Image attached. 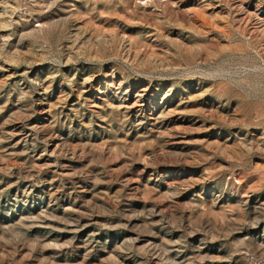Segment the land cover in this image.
<instances>
[{
  "label": "rangeland",
  "instance_id": "obj_1",
  "mask_svg": "<svg viewBox=\"0 0 264 264\" xmlns=\"http://www.w3.org/2000/svg\"><path fill=\"white\" fill-rule=\"evenodd\" d=\"M0 264H264V0H0Z\"/></svg>",
  "mask_w": 264,
  "mask_h": 264
}]
</instances>
